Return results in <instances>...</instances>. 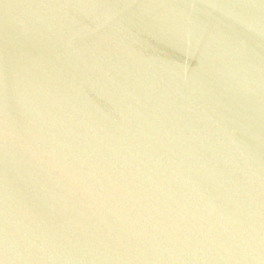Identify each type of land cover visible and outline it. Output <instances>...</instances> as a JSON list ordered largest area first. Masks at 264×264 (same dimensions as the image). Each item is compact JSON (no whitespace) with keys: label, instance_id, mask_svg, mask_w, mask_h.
Listing matches in <instances>:
<instances>
[{"label":"water","instance_id":"1","mask_svg":"<svg viewBox=\"0 0 264 264\" xmlns=\"http://www.w3.org/2000/svg\"><path fill=\"white\" fill-rule=\"evenodd\" d=\"M0 264H264V0H0Z\"/></svg>","mask_w":264,"mask_h":264}]
</instances>
